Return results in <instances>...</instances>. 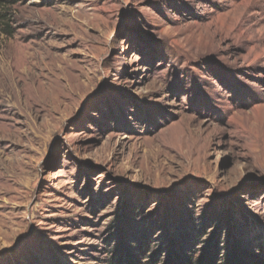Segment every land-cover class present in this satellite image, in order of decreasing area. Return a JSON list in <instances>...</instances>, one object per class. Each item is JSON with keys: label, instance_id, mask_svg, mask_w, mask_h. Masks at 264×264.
I'll use <instances>...</instances> for the list:
<instances>
[{"label": "rangeland", "instance_id": "obj_1", "mask_svg": "<svg viewBox=\"0 0 264 264\" xmlns=\"http://www.w3.org/2000/svg\"><path fill=\"white\" fill-rule=\"evenodd\" d=\"M15 1L0 264L264 256V0Z\"/></svg>", "mask_w": 264, "mask_h": 264}, {"label": "trees", "instance_id": "obj_2", "mask_svg": "<svg viewBox=\"0 0 264 264\" xmlns=\"http://www.w3.org/2000/svg\"><path fill=\"white\" fill-rule=\"evenodd\" d=\"M15 0H0V25H3L5 31H9L11 28V6L16 4ZM173 246V245H172ZM217 249V248H216ZM168 255L164 258L163 264H220L216 260L219 257L220 252L218 250L211 251L208 257L205 258V261H192L188 259L187 256H179L174 251V248L169 249ZM134 254L127 249L125 245L120 244L118 246L117 255L114 256L111 260V264H137V258L133 257ZM251 257L247 256V251L243 249L237 242L233 243L227 249L222 264H264V256H255L250 261Z\"/></svg>", "mask_w": 264, "mask_h": 264}]
</instances>
